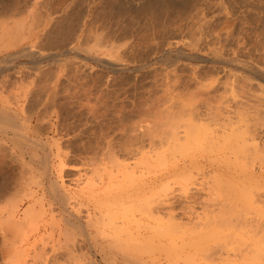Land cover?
Instances as JSON below:
<instances>
[{
    "label": "rangeland",
    "instance_id": "rangeland-1",
    "mask_svg": "<svg viewBox=\"0 0 264 264\" xmlns=\"http://www.w3.org/2000/svg\"><path fill=\"white\" fill-rule=\"evenodd\" d=\"M0 47V264H264V0H0Z\"/></svg>",
    "mask_w": 264,
    "mask_h": 264
},
{
    "label": "bare ground",
    "instance_id": "bare-ground-1",
    "mask_svg": "<svg viewBox=\"0 0 264 264\" xmlns=\"http://www.w3.org/2000/svg\"><path fill=\"white\" fill-rule=\"evenodd\" d=\"M37 1H38V0H37ZM218 2H219V1H218ZM14 3H15V2H14ZM36 3H37V2H36ZM12 5H13V4H12ZM214 6H215V5H214ZM60 8H61V7H60ZM48 9H49V8H48ZM65 10H66V9H65ZM52 11H53V10H52ZM54 11H55V10H54ZM30 12H31V11H30ZM205 12H206V11H205ZM200 13H201V12H200ZM12 14H13V13H12ZM25 14H26V13H25ZM39 14H40V13H39ZM39 14H38V15H39ZM202 15H203V14H202ZM202 15H201V16H202ZM39 16H40V15H39ZM18 17H19V16H18ZM23 17H24V16H23ZM40 18H41V17H40ZM199 18H200V17H199ZM3 19H4V18H3ZM13 19H14V18H13ZM38 19H39V18H38ZM51 19H52V18H51ZM20 20H21V19H20ZM22 20H23V19H22ZM197 20H198V19H197ZM212 20H213V19H212ZM212 20H211V21H212ZM35 21H36V20H35ZM38 21H39V20H38ZM52 21H53V20H52ZM224 21H225V20H224ZM5 22H6V21H5ZM22 22H23V21H22ZM33 22H34V21H33ZM56 22H57V21H56ZM192 22H193V21H192ZM199 22H200V21H199ZM202 22H203V21H202ZM202 22H200V23H202ZM205 22H206V21H205ZM226 22H227V21H226ZM20 23H21V22H20ZM29 23H30V22H29ZM40 23H41V22H40ZM211 23H212V22H211ZM216 23H217V22H216ZM41 24H42V23H41ZM193 24H194V23H193ZM1 25H2V24H1ZM32 25H33V24H32ZM35 25H36V24H35ZM35 25H34V26H35ZM50 25H51V24H50ZM16 26H17V25H16ZM16 26H15V28H16ZM19 26H20V25H19ZM213 26H214V25H213ZM28 27H29V26H28ZM30 27H31V26H30ZM79 27H80V26H79ZM63 28H64V27H63ZM201 28H202V27H201ZM19 29H20V28H19ZM30 29H31V28H30ZM189 29H190V28H189ZM208 29H209V28H208ZM193 30H194V29H193ZM17 31H18V30H17ZM21 31H22V30H21ZM34 31H35V29H34ZM5 32H7V30H6ZM201 32H202V31L200 30L199 33H201ZM215 32H216V31H215ZM2 33H3V32H2ZM90 33H91V32H90ZM188 33H189V32H188ZM5 34H6V33H5ZM8 34H9V33H7V35H8ZM18 34H19V33H18ZM42 34H43V33H42ZM21 35H22V34H21ZM30 35H31V34H30ZM192 35H193V34H192ZM192 35H191V36H192ZM194 35H195V34H194ZM19 36H20V35H19ZM201 36H202V35H200V37H201ZM203 36H204V35H203ZM4 37H5V36H4ZM6 37H7V36H6ZM8 37H9V36H8ZM11 37H12V36H11ZM11 37H10V38H11ZM20 37H21V36H20ZM39 37H40V36H39ZM99 37H100V36H99ZM10 38H9V40H10ZM16 38H17V37H16ZM37 38H38V37H37ZM91 38H92V37H91ZM101 38H102V37H101ZM184 38H185V37H184ZM195 38H196V37H195ZM195 38H194V39H195ZM214 38H215V37H214ZM19 39H20V38H19ZM22 39H23V38H22ZM38 39H40V38H38ZM201 39H202V38H201ZM216 39H217V38H216ZM11 40H12V39H11ZM188 40H189V39H188ZM190 40H192V39H190ZM198 40H199V39H198ZM6 41H7V40H6ZM17 41H18V40H17ZM86 41H87V40H86ZM94 41H95V40H94ZM117 41H118V40H117ZM22 42H23V41H22ZM104 42H105V41H104ZM170 42H171V41H170ZM196 42H198V41L196 40ZM216 42H217V41H216ZM1 43H2V42H1ZM18 43H19V42H18ZM18 43H17V44H18ZM49 43H50V42H49ZM96 43H97V41H96ZM152 43H154V42H152ZM187 43H188V42H187ZM88 44H89V43H88ZM183 44H184V43H183ZM192 44H193V43H192ZM192 44H191V45H192ZM195 44H196V43H195ZM213 44H214V43H213ZM8 45H9V44H7V46H8ZM14 45H15V43H14ZM71 45H72V44H71ZM109 45H110V44H109ZM148 45H149V44H148ZM164 45H165V44H164ZM188 45H189V44H188ZM193 45H194V44H193ZM235 45H236V44H235ZM238 45H239V44H238ZM240 45H241V44H240ZM10 46H11V45H10ZM30 46H31V45H30ZM92 46H93V45H92ZM34 47H35V46H34ZM97 47H98V46H97ZM99 47H100V46H99ZM186 47H187V44H186ZM260 47H261V46H260ZM0 48H1V47H0ZM4 48H5V47H4ZM107 48H108V47H107ZM187 48H189V47H187ZM262 48H264V47H262ZM71 49H72V48H71ZM75 49H76V48H75ZM83 49H84V48H83ZM83 49H82V50H83ZM87 49H88V48H87ZM193 49H194V48H193ZM208 49H209V48H208ZM213 49H214V48H213ZM77 50H78V48H77ZM95 50H97V49H95ZM231 50H232V49H231ZM58 51H59V50H58ZM84 51H85V50H84ZM22 52H23V51H22ZM37 52H38V51H37ZM89 52H90V50H89ZM94 52H96V51H94ZM98 52H99V51H98ZM114 52H115V51H114ZM216 52H217V51H216ZM216 52H215V53H216ZM33 53H34V52H33ZM81 53H82V52H81ZM83 53H84V52H83ZM112 53H113V52L111 51V54H112ZM116 53H117V52H116ZM215 53H214V54H215ZM217 53H218V52H217ZM217 53H216V54H217ZM219 53H220V52H219ZM230 53H231V52H230ZM21 54H23V53H21ZM24 54H25V53H24ZM26 54H27V53H26ZM109 54H110V53H109ZM113 54H114V53H113ZM117 54H118V53H117ZM216 54H215V55H216ZM28 55H29V54H28ZM30 55H31V54H30ZM104 55H105V54H104ZM177 55H178V54H177ZM205 55H206V54H205ZM218 55H220V54H218ZM262 55H264V54H262ZM26 56H27V55H25V57H26ZM88 56H89V55H88ZM109 56H111V55H109ZM114 56H115V55H114ZM114 56H113V58H114ZM181 56H182V55H181ZM111 57H112V56H111ZM9 58H11V57H9ZM30 58H31V57H30ZM58 58H59V57H58ZM67 58H68V57H67ZM100 58H102V57H100ZM100 58H99V59H100ZM115 58H116V57H115ZM166 58H167V57H166ZM183 58H184V57H183ZM45 59H46V58H45ZM47 59H48V58H47ZM54 59H55V58H54ZM99 59H98V60H99ZM168 59H169V58H168ZM170 59H171V58H170ZM242 59H243V58H242ZM260 59H261V58H260ZM162 60H163V59H162ZM36 61H37V60H36ZM100 61H101V60H100ZM102 61H103V60H102ZM109 61H110V60H109ZM227 61H228V60H227ZM235 61H236V60H235ZM64 62H65V61H64ZM104 62H105V61H104ZM107 62H108V61H107ZM112 62H113V61H112ZM114 62H115V61H114ZM114 62H113V63H114ZM117 62H118V61H117ZM178 62H179V61H178ZM220 62H221V61H220ZM229 62H234V61H233V60H230ZM256 62H257V61H256ZM109 63H110V62H109ZM160 63H161V62H160ZM62 64H63V63H62ZM120 64H121V63H120ZM164 64H165V62H164ZM171 64H172V63H171ZM109 65H110L111 67H114V66H115V65H113V64H109ZM144 65H145V64H144ZM6 66H7V65H6ZM6 66H5V67H6ZM209 66H210V65H209ZM212 66H213V65H212ZM106 67H107V66H106ZM117 67H118V66H117ZM260 67H261V66H260ZM262 67H264V66H262ZM3 68H4V67H3ZM243 69H244V68H243ZM18 70H19V69H18ZM117 71H118V70H117ZM219 71H220V70H219ZM196 72H197V71H196ZM228 73H229V72H228ZM235 73H236V72H235ZM236 74H237V73H236ZM216 75H217V74H216ZM223 75H224V74H223ZM234 75H235V74H234ZM247 75H248V74H247ZM225 78H226V77H225ZM227 78H228V77H227ZM228 79H229V78H228ZM235 81H238V80H235ZM244 81H245V80H244ZM244 81H243V82H244ZM247 81H248V80H247ZM256 81H257V80H256ZM246 83H247V82H246ZM232 84H233V83H232ZM234 84H235V83H234ZM236 84H237V83H236ZM251 84H252V83H251ZM245 85H246V84H245ZM260 85H261V84H260ZM52 86H54V84H53ZM226 86H229V85H226ZM235 86H236V85H235ZM235 86H234V87H235ZM242 86H243V85H242ZM53 88H54V87H53ZM224 88H225V87H224ZM240 88H241V87H240ZM54 89H55V88H54ZM205 89H206V88H205ZM208 89H209V88H208ZM232 89H233V87H232ZM243 90H244V89H243ZM231 91H232V90H231ZM241 91H242V90H241ZM250 91H251V90H250ZM258 91H259V90H258ZM258 91H257V92H258ZM195 92H196V91H195ZM207 92H208V91H207ZM223 92H224V91H223ZM233 92H234V91H233ZM233 92H232V93H233ZM246 92H248V91H246ZM260 92H261V91H260ZM260 92H258V93H260ZM200 93H202V92L200 91ZM200 93H199V94H200ZM240 93H241V92H240ZM255 93H256V92H255ZM51 94H52V93H51ZM200 95H203V94H200ZM251 95H252V94H251ZM259 95H260V94H259ZM197 96H198V95H197ZM197 96H196V97H197ZM256 96H257V95H256ZM1 97H2V96H1ZM53 97H54V96H53ZM200 97H201V96H200ZM247 97H248V96H247ZM253 97H254V96H253ZM45 98H46V97H45ZM245 98H246V97H245ZM262 98H264V96H262ZM53 99H54V98H53ZM53 99H52V100H53ZM197 99H198V98H197ZM1 100H2V98H1ZM1 100H0V101H1ZM3 100H4V98H3ZM251 100H252V99H251ZM255 100H256V99H255ZM5 101H6V100H5ZM208 101H209V99H208ZM243 101H244V100H243ZM7 102H8V101H7ZM7 102H6V103H7ZM237 102H238V101H237ZM257 102H259V100H258ZM205 103H206V102H205ZM4 105H5V104H4ZM249 105H251V104H249ZM2 106H3V104H2ZM49 106H50V105H49ZM209 106H210V105H209ZM247 106H248V105H247ZM252 106H253V105H252ZM254 106H255V105H254ZM256 107H257V106H256ZM3 108H4V107H3ZM3 108H2V109L0 108V109L3 110ZM214 108H215V107H214ZM240 108H241V107H240ZM258 108H259V106H258ZM208 109H209V108H208ZM1 110H0V111H1ZM227 110H228V109H227ZM256 110H257V109H256ZM5 111H6V110H5ZM92 111H93V110H92ZM214 112H215V111H214ZM237 112H238V111H237ZM244 112H245V111H244ZM249 112H250V110H249ZM254 113H255V112H254ZM260 113H261V112H260ZM14 114H15V113H14ZM211 114H212V113H211ZM226 114H227V113H226ZM241 114H242V113H241ZM245 114H246V113H245ZM4 115H5V114H4ZM228 115H229V114H228ZM236 115H237V114H236ZM56 116H57V115H56ZM209 116H210V115H209ZM211 116H212V115H211ZM143 117H144V116H143ZM238 117H239V116H238ZM242 117H243V116H242ZM245 117H246V115H245ZM251 117H252V116H251ZM29 118H30V117H29ZM137 118H138V117H137ZM200 118H201V117H200ZM0 119L5 120L6 123H8L9 126L12 128V130H11V128H10V129L7 128V129H8V130H7V129L4 128L3 126H2V127L0 126V136H1L2 138H4V139H8V140H9V139H10L9 130H11V131H15V133L10 132V133H12V134L14 135V138H11L10 140H15V139H17V138H22V139H18V141L21 140L20 142L24 143L23 140H27V139H28L27 137H23L24 135L20 134V133H21V132H20L21 127H20V125L17 124V125H18V126H17V125L15 124L14 121H15L16 119H14V121H13V120H12L13 118L11 119L10 116H7V117H6V116H2V115H0ZM24 119H26V118L24 117ZM144 119H145V118H144ZM237 119H238V118H237ZM227 120H228V119H227ZM5 121H3V122H5ZM143 121H144V120H143ZM223 121H224V120H223ZM234 121H235V120H234ZM242 121H243V120H242ZM257 121H258V120H257ZM3 122H2V124H3ZM22 122H23V121H22ZM24 122H25V121H24ZM45 122H46V121H45ZM125 122H126V121H125ZM230 122H232V121H230ZM247 122H248V121H247ZM258 122H259V121H258ZM0 123H1V122H0ZM6 123H5V124H6ZM19 123H20V122H19ZM149 123H150V122H149ZM234 123H235V122H234ZM236 123H237V122H236ZM249 123H251V122H249ZM51 125H52V124H51ZM231 125H232V124H231ZM239 125H240V123H239ZM9 126H8V127H9ZM23 126H24V125H22V128H23V129H27V128H25L26 126H25V127H23ZM224 126H226V125H224ZM232 126H233V125H232ZM232 126H231V127H232ZM19 127H20V128H19ZM236 127H237V126H236ZM257 127H258V126H257ZM259 127H262V126H259ZM223 128H224V127H223ZM238 128H239V127H238ZM255 128H256V127H255ZM192 129H193V128H192ZM224 129H225V128H224ZM224 129H223V130H224ZM232 129H233V128H232ZM232 129L230 130V131H231L230 134H231V133H234V131H233ZM234 130H235V129H234ZM26 131H27V130H26ZM149 131H150V130H149ZM241 131H242V130H241ZM244 131H245V130H244ZM17 132H18V133H17ZM251 132H252V131H251ZM258 132H259V131H258ZM245 133H246V135H248L247 132H245ZM245 133H244V134H245ZM217 134H218V133H217ZM220 134H221V133H220ZM222 134H223V133H222ZM222 134H221V135H222ZM237 134H238V133H237ZM252 134H253V133H252ZM262 134H264V133H262ZM184 135H185V134H184ZM210 135H212V134H210ZM213 135H214V134H213ZM221 135H220V137H221ZM224 135H225V136H228V135L226 134V132H224ZM224 135H222V137H223ZM232 135L234 136V134H232ZM236 136H237V135H235V137H236ZM241 136H242V135H241ZM250 136H251V135H250ZM260 136H261V135H260ZM1 137H0V142L3 141ZM184 137H185V136H184ZM216 137H217V139L220 138V137H218V135H216ZM222 137H221V138H222ZM24 138H26V139H24ZM223 138H225V137H223ZM210 139H212V138H210ZM1 140H2V141H1ZM29 140H31L30 142H33V143H34V141H32L31 138H30ZM242 140H243V139H242ZM242 140H241V141H242ZM4 141H5V140H4ZM18 141H17V142H18ZM236 141H237V140H236ZM241 141H240V142H241ZM37 142H38V141H37ZM222 142H223V141H222ZM250 142H251V141H250ZM33 143H32V144H33ZM40 143H41V142H40ZM215 143H216V142H215ZM225 143H226V142H225ZM245 143H246V142H245ZM247 143H248V142H247ZM247 143H246V144H247ZM32 144H31V146H32ZM34 144H35V143H34ZM36 144H37V143H36ZM42 144H43V143H42ZM50 144H51V143H50ZM188 144H189V143H188ZM205 144H206V143H205ZM211 144H212V143H211ZM255 144H256V143H255ZM23 145H24V144H23ZM23 145H22V146H23ZM37 145H38V144H37ZM215 145H216V144H215ZM248 145H249V144H248ZM12 146H13V145H12ZM17 146H18V145H17ZM25 146H27V145H25ZM29 146H30V145H29ZM31 146H30V147H31ZM220 146H221V145H220ZM244 146H245V145H244ZM5 147H6V146H5ZM14 147H15V146H14ZM190 147H191V146H190ZM190 147L188 146V151L190 150V149H189ZM221 147H222V146H221ZM230 147H231V146H230ZM255 147H256V146H255ZM17 148H18V147H17ZM22 148H24V147H22ZM37 148H38V147H37ZM39 148H40V146H39ZM219 148H220V147H219ZM249 148H250V146H249ZM5 149H6V148H5ZM234 149H235V148H234ZM237 149H238V148H237ZM242 149H243V148H242ZM244 149H245V147H244ZM18 150H19V149H18ZM26 150H27V149H26ZM209 150H210V149H209ZM209 150H208V151H209ZM215 150H216V149H215ZM21 151H22V150H21ZM253 151H254V150H253ZM256 151H257V150H256ZM9 152H10V151H9ZM25 152H26V151H25ZM28 152H29V151H28ZM209 152H211V151H209ZM238 152H239V151H238ZM23 153H24V152H23ZM232 153H233V152H231V151L228 152V154H230V155H231ZM241 153H242V152H241ZM249 153H250V152H249ZM2 154H3V153H2ZM27 154H28V153H27ZM45 154H47V152H46ZM48 154H49V153H48ZM224 154H226V153H224ZM228 154H227V155H228ZM28 155H29V154H28ZM227 155H226V156H227ZM234 155H235V154H234ZM247 155H248V154H247ZM254 155H255V154H254ZM226 156H225V157H226ZM250 156H251V155H250ZM261 156H262V155H261ZM38 157H39V156H38ZM223 157H224V155H223ZM251 157H252V156H251ZM251 157H250V158H251ZM253 157H254V156H253ZM257 157H258V156H257ZM19 158H20V157H19ZM32 158H33V157H32ZM241 158H242V157H241ZM247 158H248V156H247ZM250 158H248V159H250ZM248 159H247V160H248ZM251 159H252V158H251ZM33 160H34V158H33ZM45 160H46V159H45ZM24 161H25V160H24ZM40 161H41V160H40ZM214 161H215V160H214ZM16 162H17V161H16ZM27 162H28V161H27ZM33 162H34V161H33ZM38 162H39V161H38ZM41 162H42V161H41ZM223 162H224V161H223ZM226 162H227V161H226ZM228 162H229V161H228ZM0 163H2V162H0ZM22 163H23V162H22ZM39 163H40V162H39ZM245 165H246V164H245ZM257 165H258V164H257ZM38 166H39V165H38ZM27 167H28V166H27ZM44 168H45V167H44ZM29 170H30V169H29ZM21 171H22V170H21ZM35 171H37V170H35ZM25 173H26V172H25ZM25 173H24V174H25ZM45 176H46V175H45ZM24 177H25V176H24ZM46 177H47V176H46ZM128 177H129V176H128ZM20 179H21V178H20ZM33 179H34V178H32V180H33ZM18 180H19V179H18ZM126 180H127V179H126ZM20 182H21V181H20ZM35 182H36V181H35ZM39 182H40V181H39ZM97 182H98V181H97ZM16 184H17V183H16ZM32 184H33V183H32ZM84 184H86V182H85ZM87 184H88V181H87ZM93 184H94V183L91 181V185L88 184V185H86V186H87V187H88V186H89V187H92ZM46 185H47V184H46ZM50 185H51V184H49V186H50ZM227 185H228V184H227ZM243 185H244V184H243ZM243 185H242V186H243ZM82 186H83V185H82ZM97 186H98V185H97ZM38 187H40V186H38ZM38 187H37V188H38ZM46 187H47V186H46ZM56 187H58V186H56ZM56 187H55V186H54V187L51 186L52 189L50 188L51 191L49 192L48 195H50L51 199L53 200V203L56 202V201H58V203H60V205H61V204L64 202V199H63V198H65V196H64V194L62 195V193H60ZM87 187H86L85 190H88ZM114 187H115V186H114ZM230 187H231V186H230ZM18 188H19V187H18ZM27 188H28V187H27ZM115 188H117V187H115ZM225 188H227V187H225ZM89 189H90V191H91L92 188H89ZM93 189H94V187H93ZM93 189H92V190H93ZM227 189H228V188H227ZM31 190H32V189H31ZM241 190H242V189H241ZM83 191H84V189H83ZM88 191H89V190H88ZM23 192H24V191H23ZM34 192H35V191H34ZM242 192H243V190H242ZM137 193H138V192H137ZM232 193H234V192H232ZM33 194H34V193H33ZM41 194H42V193H41ZM243 194L245 195V192H244ZM243 194H242V196H243ZM13 195H15V194H13ZM19 195H20V194H19ZM63 196H64V197H63ZM235 196H236V195H235ZM22 197H24V195H23ZM26 197L29 199L28 196H26ZM16 198H17V197H16ZM42 198H43V197H42ZM69 198H71V196H70ZM11 199H12V198H11ZM14 199H15V196H14ZM65 199H66V198H65ZM239 199H240V198H239ZM245 199H246V198H245ZM19 200H20V199H19ZM26 200H27V199H26ZM237 200H238V199H237ZM6 201H7V200H6ZM13 201H14V200H13ZM15 201H16V200H15ZM146 201H147V200H146ZM11 202H12V201H11ZM67 202H68V201H65V203H67ZM21 203H22V202H21ZM138 203H139V202H138ZM144 203H145V202H144ZM13 204H14V203H13ZM17 204H18V202H17ZM17 204H14V205H17ZM38 204H39V202H38ZM14 205H13V207H14ZM63 205L66 206L65 204H63ZM63 205H62V206H63ZM134 205H135V204H134ZM134 205H133V208H134ZM136 205H137V204H136ZM147 205H148V203H147ZM31 206H32V205H31ZM137 206H138V205H137ZM4 207H5V206H4ZM15 207H17V206H15ZM140 207H142V206H140ZM145 207H146V206H145ZM150 207H151V206H150ZM33 208H34V207H33ZM33 208H32V209H33ZM62 208H63V207H62ZM23 209H24V208H23ZM30 209H31V208H30ZM64 210H65V209H64ZM137 210H138V209H137ZM139 210H140V209H139ZM2 211H3V210H2ZM15 211H16V209H15ZM22 211H23V210H22ZM65 211H66V210H65ZM6 212H7V211H6ZM11 212H12V211H10V216H11ZM13 212H14V210H13ZM13 212H12V213H13ZM30 212H31V211L29 210V213H30ZM150 212H151V211H150ZM14 213H16V212H14ZM21 213H22V212H21ZM23 213H24V212H23ZM25 213H27V212L25 211ZM105 213H106V212H105ZM226 213H227V212H226ZM22 215L25 216L26 214H22ZM36 215H37V214H36ZM23 216H22V217H23ZM27 216H28V215H27ZM15 217H16V216H15ZM17 217H18V216H17ZM35 217H36V216H35ZM2 218H3V217H2ZM12 218H14V217H12ZM27 218H28V217H27ZM75 218H76V217H75ZM217 218H218V217H217ZM8 219H9V218H8ZM24 219H25V218H24ZM70 219H71V218H70ZM219 219H220V218H219ZM6 220H7V219H6ZM12 220H13V219H12ZM16 220H17V219H16ZM74 220H75V219H74ZM22 221H23V220H22ZM26 221H27V219H26ZM75 221H76V220H75ZM23 222H24V221H23ZM35 222H36V221H35ZM230 222H231V221H230ZM243 222H244V221H243ZM8 223H9V222H8ZM88 223H89V221H88ZM92 223H93V222H92ZM92 223H91V224H92ZM9 224H10V223H9ZM9 224H8V225H9ZM12 224H13V223H12ZM15 224H16V221H15ZM15 224H13V225H15ZM20 224H21V223H20ZM25 224H26V223H25ZM91 224H89V226H90ZM203 224H204V222H203ZM26 225H27V224H26ZM28 225H30V224H28ZM92 225H93V224H92ZM244 225H245V224H244ZM9 226H10V225H9ZM18 226H19V225H18ZM7 227H8V226H7ZM11 227H12V225H11ZM12 228H13V227H12ZM158 228H159V226H158ZM161 228H162V227H161ZM161 228H160V229H161ZM13 229H14V228H13ZM18 229H19V228H18ZM153 229H155V228H153ZM156 229H157V228H156ZM218 229H219V228H218ZM22 230H23V229H22ZM78 230H79V229H78ZM157 230H158V229H157ZM152 231H154V230H152ZM155 231H156V230H155ZM170 231H171V230H170ZM82 232H83V231H82ZM156 232H157V231H156ZM156 232H155V233H156ZM158 232H159V231H158ZM167 232H168V231H167ZM174 232H175V231H174ZM153 234H154V232H153ZM157 234H159V233H157ZM219 236H220V235H218L217 238H218ZM248 237H249V236H248ZM117 238H118V237H117ZM224 238H225V237H224ZM249 238H252V237H249ZM160 239H161V238H160ZM199 239H200V238H199ZM219 239H220V238H219ZM221 239L223 240V238H221ZM116 240H117V239H116ZM222 240H221V241H222ZM242 240H243V239H242ZM129 241H131V240L129 239ZM224 241H225V240H224ZM243 241H244V240H243ZM114 242H115V241H114ZM150 243H151V242H150ZM192 243H193V241L191 242V244H192ZM225 243H226V242H225ZM253 243H254V242H253ZM194 244H195V243H194ZM194 244H192V245H194ZM229 244H230V243H229ZM186 245H187V244H186ZM195 245H196V247L198 246L197 244H195ZM195 245H194V246H195ZM149 246H150V245H149ZM153 246H154V245H153ZM189 247H190V246H189ZM249 247H250V246H249ZM183 248H184V247H183ZM190 248H191V247H190ZM198 248H199V247H198ZM246 248H247V247H246ZM194 249H195V248H194ZM210 249H212V248H210ZM249 249H250V248H249ZM249 249H248V250H249ZM136 250H137V249H136ZM138 250H139V249H138ZM183 250H184V249H183ZM196 250H198V249H196ZM256 250H257V249H256ZM243 251H244V250H243ZM12 252H14V251H12ZM258 252H259V251H258ZM138 253H139V252H138ZM209 253H210V252H209ZM140 255H141V254H140ZM142 255H143V254H142ZM242 255H243V254H242ZM244 255H246V254H244ZM240 256H241V255H240ZM240 256H239V257H240ZM251 256H252V255H251ZM203 257H204V256H203ZM248 257H250V256H248ZM248 257H247V258H248ZM174 258H175V257H174ZM194 258H196V257H194ZM194 258H193V259H194ZM165 260H167V259H165ZM174 260H175V259H174ZM189 260H191V259H189ZM151 261H152V259H151ZM171 261H172V259H171ZM173 262H174V261H173ZM191 262H192V261H191ZM194 262H195V261H194ZM241 262H242V261H241ZM245 262H246V261H245ZM168 263H169V262H168ZM174 263H175V262H174ZM189 263H190V262H189ZM246 263H248V262H246ZM139 264H140V263H139ZM170 264H171V263H170ZM194 264H195V263H194Z\"/></svg>",
    "mask_w": 264,
    "mask_h": 264
}]
</instances>
